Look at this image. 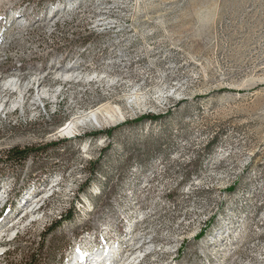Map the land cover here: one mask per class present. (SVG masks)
<instances>
[{
    "label": "rangeland",
    "instance_id": "obj_1",
    "mask_svg": "<svg viewBox=\"0 0 264 264\" xmlns=\"http://www.w3.org/2000/svg\"><path fill=\"white\" fill-rule=\"evenodd\" d=\"M0 158V264H264V0H0Z\"/></svg>",
    "mask_w": 264,
    "mask_h": 264
},
{
    "label": "bare ground",
    "instance_id": "obj_2",
    "mask_svg": "<svg viewBox=\"0 0 264 264\" xmlns=\"http://www.w3.org/2000/svg\"><path fill=\"white\" fill-rule=\"evenodd\" d=\"M98 24L101 27H103V28L100 27L101 30H104L106 28V26H108L109 22L105 18L101 17ZM78 63H79V65L81 64V62H78ZM75 69H76L75 67H71V66L70 67H65V70L64 71L59 72V76H61L62 78H65V79L66 78L67 79H70V81H72L71 78H73V79H74V77L79 78L80 75H84V76H87V77H91V75H92L91 73H87V72L86 73H83V71H81V73H80L79 71H77V69L76 70ZM38 80H39V78H38ZM4 84L7 87H12V88L20 89V92L22 94V97H24V88L22 89L19 81L16 80V78L14 76L10 77ZM42 94H44V93H41L40 95H42ZM3 108L4 109L6 108L5 105H4ZM120 114L123 116V113L121 111H120ZM100 115H101L100 114V109H98V108L97 109H93V110H91V111L83 114L82 116L77 117L75 120L71 121L67 126H64L61 129V131L62 132H66V133H70L78 125L86 124V122L87 123L90 122L91 124L93 123V124H96V125H101ZM109 115H110L111 118H114V115L113 114L110 113ZM2 196H3V194L0 195V206H1V203L3 201ZM143 244H145V247L148 250H150V249L153 248L151 241H149V242H145L144 241ZM100 248L101 249L104 248V250H106V251L99 252V253H101L100 256H99V253H97L96 255L94 254V256H95V257H93L94 263H92V264H107L109 257L112 256V258H115V257H117L120 254L119 252H121L120 247H118L116 249L115 246L113 248L112 247H109V246H107V247L106 246H104V247L101 246ZM2 250L3 249H2V247L0 245V252ZM149 252H151V251H149ZM125 253H126V255L129 254L132 257L135 256L134 257V260L133 261H128L127 258H125V260L121 259L118 262H114L113 264H142V260L144 259V255H146L145 253H143V250H141V247H139V246H137V247L133 246L132 248L125 250ZM125 253H123L121 255H125ZM80 264H86V262L85 263H80Z\"/></svg>",
    "mask_w": 264,
    "mask_h": 264
},
{
    "label": "trees",
    "instance_id": "obj_3",
    "mask_svg": "<svg viewBox=\"0 0 264 264\" xmlns=\"http://www.w3.org/2000/svg\"><path fill=\"white\" fill-rule=\"evenodd\" d=\"M159 116L157 115H153V114H147L145 116H142L140 120H134V122L136 121H141V120H153V119H157ZM126 124H130L132 122L126 121ZM113 134V129L112 128H108V129H102V130H97L94 132H90L89 134H85V135H79L76 136V138L78 139H82L85 138L87 135L93 138H97L100 136H110ZM42 149V148H33V147H24V148H20V147H12L9 150L5 151V157L4 160L5 161H13V162H23L24 160L27 159V157H29L31 154L35 153V151ZM1 160V158H0ZM90 178H87L86 181L81 185L80 189L83 191L90 183ZM72 212H73V207L68 209L66 212H64L63 214H61V217L58 220H55L53 223H51L49 225V227L47 228L48 230H53L55 228H57L62 222H64L65 220H69L72 218ZM30 264V263H28Z\"/></svg>",
    "mask_w": 264,
    "mask_h": 264
}]
</instances>
